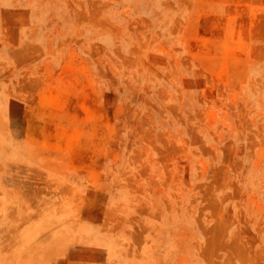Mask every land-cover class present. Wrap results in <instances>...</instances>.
I'll use <instances>...</instances> for the list:
<instances>
[{"label": "rangeland", "instance_id": "374dc122", "mask_svg": "<svg viewBox=\"0 0 264 264\" xmlns=\"http://www.w3.org/2000/svg\"><path fill=\"white\" fill-rule=\"evenodd\" d=\"M0 264H264V0H0Z\"/></svg>", "mask_w": 264, "mask_h": 264}]
</instances>
